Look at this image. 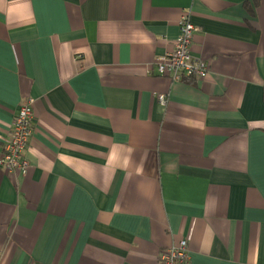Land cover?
<instances>
[{
	"label": "crops",
	"instance_id": "0c3cea01",
	"mask_svg": "<svg viewBox=\"0 0 264 264\" xmlns=\"http://www.w3.org/2000/svg\"><path fill=\"white\" fill-rule=\"evenodd\" d=\"M183 13L201 80L156 71ZM27 99L0 264H264V0H0V152Z\"/></svg>",
	"mask_w": 264,
	"mask_h": 264
},
{
	"label": "built area",
	"instance_id": "2783aa9c",
	"mask_svg": "<svg viewBox=\"0 0 264 264\" xmlns=\"http://www.w3.org/2000/svg\"><path fill=\"white\" fill-rule=\"evenodd\" d=\"M177 27L175 44L155 62L157 74L168 76L173 81L204 79L209 74L208 65L191 51L193 36L199 28L191 23L188 13L179 17ZM156 97L160 104H166L164 94H157ZM32 103V99H27L20 104L11 132L4 140L0 152V166L8 173L25 174L28 169L24 151L32 134ZM188 260V244L186 239L181 238L172 246L160 251L156 264H187Z\"/></svg>",
	"mask_w": 264,
	"mask_h": 264
}]
</instances>
